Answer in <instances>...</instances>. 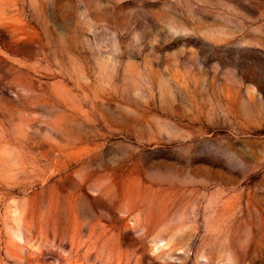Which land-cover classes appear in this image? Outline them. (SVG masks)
I'll return each mask as SVG.
<instances>
[{
  "label": "rangeland",
  "instance_id": "1",
  "mask_svg": "<svg viewBox=\"0 0 264 264\" xmlns=\"http://www.w3.org/2000/svg\"><path fill=\"white\" fill-rule=\"evenodd\" d=\"M0 264H264V0H0Z\"/></svg>",
  "mask_w": 264,
  "mask_h": 264
}]
</instances>
